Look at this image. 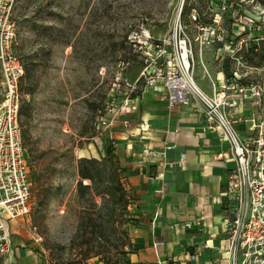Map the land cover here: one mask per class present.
I'll return each instance as SVG.
<instances>
[{
	"label": "rangeland",
	"instance_id": "374dc122",
	"mask_svg": "<svg viewBox=\"0 0 264 264\" xmlns=\"http://www.w3.org/2000/svg\"><path fill=\"white\" fill-rule=\"evenodd\" d=\"M177 2L18 1L14 21L15 51L24 65L21 126L33 174L31 214L11 224L21 264H130L128 224L139 194L118 155L120 114L114 110L129 95L138 103L139 97L147 103L155 94L164 95L158 83L162 73L149 61L156 50L148 43L169 33ZM191 6L189 1L187 14ZM262 45L259 57L249 60L252 78L244 85L260 91L261 99L248 107L264 116ZM195 79L212 92L201 66ZM87 180L91 183L86 185ZM117 183L126 203H120ZM80 184L89 190L81 191Z\"/></svg>",
	"mask_w": 264,
	"mask_h": 264
},
{
	"label": "built area",
	"instance_id": "2783aa9c",
	"mask_svg": "<svg viewBox=\"0 0 264 264\" xmlns=\"http://www.w3.org/2000/svg\"><path fill=\"white\" fill-rule=\"evenodd\" d=\"M18 1L0 0V264L15 254L11 223L30 216L33 192L21 126L24 65L15 51ZM263 43L264 0H178L169 33L148 43L156 50L149 61L162 73L167 110L191 107L229 145L235 161L221 181L227 264H264V116L248 107L261 99L260 91L244 85L252 78L249 60L259 57ZM199 66L209 76L210 93L195 79ZM131 99L120 100L114 111ZM156 206L149 201L137 210L154 219ZM202 220L187 223L186 229L199 231Z\"/></svg>",
	"mask_w": 264,
	"mask_h": 264
},
{
	"label": "crops",
	"instance_id": "0c3cea01",
	"mask_svg": "<svg viewBox=\"0 0 264 264\" xmlns=\"http://www.w3.org/2000/svg\"><path fill=\"white\" fill-rule=\"evenodd\" d=\"M138 99L139 103L135 98L127 100L114 111L120 114L118 155L139 194L128 224L132 252L127 261L227 264L228 232L220 195L222 178L235 167L229 145L191 107L181 105L168 111L165 95L155 94L147 103L145 97ZM220 154L224 158L216 159ZM149 201L157 204L154 219L137 210V205ZM202 218L199 231L186 229L187 223ZM17 257L15 253L12 263L21 264Z\"/></svg>",
	"mask_w": 264,
	"mask_h": 264
},
{
	"label": "trees",
	"instance_id": "16d2710c",
	"mask_svg": "<svg viewBox=\"0 0 264 264\" xmlns=\"http://www.w3.org/2000/svg\"><path fill=\"white\" fill-rule=\"evenodd\" d=\"M83 176L84 177H88V178H91L90 177V175H87L86 173H83ZM93 179V178H92ZM117 184H119V183H117ZM119 186V188H120V196H121V201H120V203H126L127 202V195H126V193H125V191H124V189H123V187L121 186V184H119L118 185ZM80 190L81 191H87V190H89V186H85V187H83L81 184H80ZM90 222V224H91V222H93V220H90L89 221ZM89 222L87 223V224H89ZM123 246L124 245H120L119 247H118V250H121L123 253H125V249L123 248ZM60 264H62V263H60Z\"/></svg>",
	"mask_w": 264,
	"mask_h": 264
},
{
	"label": "bare ground",
	"instance_id": "6f19581e",
	"mask_svg": "<svg viewBox=\"0 0 264 264\" xmlns=\"http://www.w3.org/2000/svg\"><path fill=\"white\" fill-rule=\"evenodd\" d=\"M208 70L210 71L211 76L214 77V76H215V71H213V69H211L210 66H208ZM151 72H153V69H152ZM206 75H207V77H209L207 73H206ZM160 80H162V79L160 78ZM158 83H161V82L158 81ZM153 92H155V90H154ZM151 94H152V93H151ZM87 182H88V184L91 183V182L88 181V180H87ZM17 222H18V221H17ZM24 255L26 256V253H25ZM11 261H13V258H10V259L6 262V264H11Z\"/></svg>",
	"mask_w": 264,
	"mask_h": 264
},
{
	"label": "water",
	"instance_id": "95a60500",
	"mask_svg": "<svg viewBox=\"0 0 264 264\" xmlns=\"http://www.w3.org/2000/svg\"><path fill=\"white\" fill-rule=\"evenodd\" d=\"M0 97H1V84H0Z\"/></svg>",
	"mask_w": 264,
	"mask_h": 264
}]
</instances>
